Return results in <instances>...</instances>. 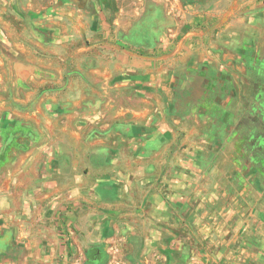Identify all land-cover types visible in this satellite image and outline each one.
I'll return each mask as SVG.
<instances>
[{
  "label": "rangeland",
  "instance_id": "374dc122",
  "mask_svg": "<svg viewBox=\"0 0 264 264\" xmlns=\"http://www.w3.org/2000/svg\"><path fill=\"white\" fill-rule=\"evenodd\" d=\"M159 2L0 0V238H12V244L0 252V264H86V251L92 248V257L98 251L100 258L106 256L103 264H264L262 178L257 172L252 174L251 167L246 173L248 167L236 161L239 148L214 145L207 136L213 129L209 119L196 123L191 117L181 135L174 128V143H180L177 152L191 160L186 168L190 181L183 224L176 214L167 229L161 222L151 232L146 228L130 232L118 226L102 237L98 212L87 207L72 210L75 205L65 195L59 200L50 195L52 181L44 180L51 169L46 161L49 155L37 149V125H29L24 116L37 113L44 123L57 107L67 110L75 102V108L83 110L90 101L97 103V98L85 97L92 87L85 84H95L102 91L101 81L107 83L109 97L116 98L111 102L114 109L120 105L137 108L141 96L136 93V82L147 77L148 68L135 64L154 63L149 68L154 75L164 66L166 74L182 76L183 65L194 58L183 47L191 50L200 40L188 34L199 31L202 21L210 30L212 16L202 18L193 8L176 5V0H167L168 5ZM232 2L219 8L226 12ZM165 7L172 9V19L161 20L160 32L153 34L150 24L154 22L157 28L158 21L151 20L153 13L162 14ZM234 9V29L245 34L251 16L264 14V0L255 6L248 0H235ZM226 29V23L216 29L221 35L207 38L209 44L213 41L222 50ZM238 49L224 48L219 60H233ZM240 85L244 93L246 86ZM66 87L76 96L74 101L51 97L66 92ZM156 88L152 93L159 97L156 94L161 91ZM242 104L237 102V108L242 109ZM26 132H31L28 138ZM44 185L46 191L41 189ZM93 220L95 225H86ZM148 234L154 235L153 240L143 241L142 236ZM47 240L64 241L66 253L72 251L74 256L43 259L60 255ZM39 241L44 244L38 246ZM70 244L74 246L71 251Z\"/></svg>",
  "mask_w": 264,
  "mask_h": 264
},
{
  "label": "crops",
  "instance_id": "0c3cea01",
  "mask_svg": "<svg viewBox=\"0 0 264 264\" xmlns=\"http://www.w3.org/2000/svg\"><path fill=\"white\" fill-rule=\"evenodd\" d=\"M166 1L160 0L159 4L168 5ZM229 1H233L230 9L227 8L226 12L220 9V6L228 5ZM258 2L248 0L254 6ZM175 4L183 5L186 9L193 8L202 18L205 15L212 16V27L209 30L203 27L206 22L200 21V30L188 34L200 40L197 45L191 46V50L187 46L183 47L188 54L193 52L194 58L183 65L182 76L166 74L164 66L154 75V69H149L154 63L135 64L136 67L148 68L147 77L136 82V93L138 97L141 96L138 105L142 107L120 105L114 109L111 102H115L116 98L109 97L104 86L107 83L101 81L99 85L102 91L95 84H85L89 88L92 86L85 97L92 101L97 98V103L92 104L90 101L83 110H77L75 102L67 110H58L57 107L49 119L45 117L44 123L37 113L24 116L26 121L30 120L29 125L32 122L37 125H34V130L37 128L34 131L36 146L39 147L37 149L49 155L46 161L51 169L44 180L52 181L50 195L58 200L65 195L67 201L75 205L72 210L79 208L82 211L87 207L93 213L98 212L100 219L97 228L101 229L102 237H107L108 231L118 226L130 232L139 228L151 232L161 222L164 225L162 227L167 229L172 220L176 221V214H180V223L185 222L186 193L190 181L187 179L186 168L191 160L187 161L177 152L180 143H174V130L179 135L187 131L191 117L195 118L196 123L209 119L213 129L207 136L211 137L214 145H225L228 149L239 148L240 151L234 157L236 161L248 167L246 173L251 166L252 174L256 173L250 141L259 136L262 127L257 122L239 125L237 102L244 101L245 93H241L240 87L236 86L242 83L248 88L252 69L260 72V66L264 67V62L257 61L264 58V14L260 11L252 15L251 26L243 34L234 29L235 0H176ZM171 15L172 9L168 11L166 7L162 14L158 10L153 13L151 20L155 21L156 18L158 21L157 28L154 22L150 24L152 33L160 32L161 20L167 22L172 19ZM224 23L227 24V31L221 36L224 40L221 50L213 41L210 40L209 44L207 38L221 35L216 34V29L224 26ZM224 48H236L239 53L231 61H220L219 53H223ZM155 86L157 92L161 91L156 94L160 98L155 96V92L152 93ZM66 88V92L51 94V97H67L74 101L76 96ZM41 123L43 127L39 128ZM183 126H186L185 130ZM220 126H223L222 131ZM30 133L26 132L24 136L28 138ZM173 147L176 150L174 152ZM194 180L200 181L199 178ZM41 189L46 191L48 187L44 185ZM95 221L86 225H95ZM153 237V234L142 236L146 242L153 240ZM48 243L53 250L58 248L60 255L56 253L43 259L54 260L60 257L65 260L74 256L71 251L73 244H70L71 254H68L64 241L59 243L51 240ZM11 244V237L6 235L0 238V252H5ZM36 244L42 246L44 243L39 241ZM262 246L264 263V206ZM92 249L86 251V264H101V252L98 251L92 257Z\"/></svg>",
  "mask_w": 264,
  "mask_h": 264
},
{
  "label": "flooded vegetation",
  "instance_id": "af4514ba",
  "mask_svg": "<svg viewBox=\"0 0 264 264\" xmlns=\"http://www.w3.org/2000/svg\"><path fill=\"white\" fill-rule=\"evenodd\" d=\"M257 61H261L262 63L264 62V58H259ZM260 67V72L258 69H252L251 71L252 75H250V79L248 80V88L244 87L245 94L242 109L238 110V114L240 115L239 125L245 124L246 122H257L262 127V132L257 136L259 138L250 141V152L256 163V172L262 178L264 177V67L263 65ZM240 87L242 90V85ZM103 249L108 253L106 248Z\"/></svg>",
  "mask_w": 264,
  "mask_h": 264
},
{
  "label": "trees",
  "instance_id": "16d2710c",
  "mask_svg": "<svg viewBox=\"0 0 264 264\" xmlns=\"http://www.w3.org/2000/svg\"><path fill=\"white\" fill-rule=\"evenodd\" d=\"M105 257H106V256L103 254V256H102L101 259H100L101 262H99V263L103 264V263H104L103 261H105ZM94 259H95V257H94Z\"/></svg>",
  "mask_w": 264,
  "mask_h": 264
}]
</instances>
